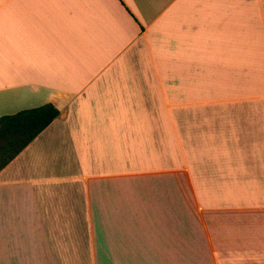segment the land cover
I'll return each mask as SVG.
<instances>
[{
	"label": "crops",
	"instance_id": "obj_1",
	"mask_svg": "<svg viewBox=\"0 0 264 264\" xmlns=\"http://www.w3.org/2000/svg\"><path fill=\"white\" fill-rule=\"evenodd\" d=\"M260 55L264 0H0V117L61 111L0 172V264H264V106L217 110Z\"/></svg>",
	"mask_w": 264,
	"mask_h": 264
},
{
	"label": "trees",
	"instance_id": "obj_2",
	"mask_svg": "<svg viewBox=\"0 0 264 264\" xmlns=\"http://www.w3.org/2000/svg\"><path fill=\"white\" fill-rule=\"evenodd\" d=\"M52 102L0 117V172L60 116Z\"/></svg>",
	"mask_w": 264,
	"mask_h": 264
},
{
	"label": "rangeland",
	"instance_id": "obj_3",
	"mask_svg": "<svg viewBox=\"0 0 264 264\" xmlns=\"http://www.w3.org/2000/svg\"><path fill=\"white\" fill-rule=\"evenodd\" d=\"M256 63L257 67L255 72H250L249 76L248 73L245 72V80H241V87L237 89H228V92L225 93V95H233L234 99L239 98L244 101H253L250 102L248 106H246L247 104H240V102L224 105L223 107L221 105H218L217 110L255 112L263 111L264 69L262 55L256 57ZM231 90L233 91V94H231Z\"/></svg>",
	"mask_w": 264,
	"mask_h": 264
}]
</instances>
